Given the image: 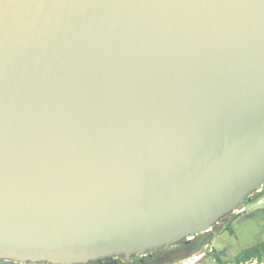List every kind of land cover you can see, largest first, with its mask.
<instances>
[{
  "label": "water",
  "instance_id": "95a60500",
  "mask_svg": "<svg viewBox=\"0 0 264 264\" xmlns=\"http://www.w3.org/2000/svg\"><path fill=\"white\" fill-rule=\"evenodd\" d=\"M263 182L264 0H0V260L143 254Z\"/></svg>",
  "mask_w": 264,
  "mask_h": 264
},
{
  "label": "rangeland",
  "instance_id": "374dc122",
  "mask_svg": "<svg viewBox=\"0 0 264 264\" xmlns=\"http://www.w3.org/2000/svg\"><path fill=\"white\" fill-rule=\"evenodd\" d=\"M260 202H257V201ZM245 211L229 213L223 216L211 230L202 237L207 243L193 250L171 249L164 263L161 264H216L209 253L214 251L220 260L229 263L234 256L246 248L264 240V192L254 195L243 205ZM229 226L233 233L228 230ZM230 264V263H229ZM246 264H259L249 262ZM264 264V262L262 263Z\"/></svg>",
  "mask_w": 264,
  "mask_h": 264
},
{
  "label": "flooded vegetation",
  "instance_id": "af4514ba",
  "mask_svg": "<svg viewBox=\"0 0 264 264\" xmlns=\"http://www.w3.org/2000/svg\"><path fill=\"white\" fill-rule=\"evenodd\" d=\"M264 192V182L262 184V188L258 192H253L250 195V198H253L254 195H257L259 193ZM259 201V200H258ZM190 244H192L189 239H182L181 241L171 244L168 246H162L160 248H156L153 250H148L145 251L143 254H132L128 258H126L123 255L120 256H111L107 258H102L98 260H90L86 263H81V264H161L164 263L166 260L167 256L169 255V252L171 249H178V250H185L187 249ZM215 252L212 251V253H209V256H213ZM215 262V259H214ZM0 264H49V263H30V262H14L10 260H0ZM228 264V263H225Z\"/></svg>",
  "mask_w": 264,
  "mask_h": 264
},
{
  "label": "trees",
  "instance_id": "16d2710c",
  "mask_svg": "<svg viewBox=\"0 0 264 264\" xmlns=\"http://www.w3.org/2000/svg\"><path fill=\"white\" fill-rule=\"evenodd\" d=\"M240 213H242V212H240ZM226 230H228L230 233H233L232 229L229 226L225 227L223 231H226ZM208 232L209 231L204 232V234H207ZM189 241L192 244H190V246L187 248V250H193L195 247L201 248V246H203L207 243L206 242L207 239H204L202 237V233L194 236ZM213 256H214L216 264H225L223 261L220 260V257L216 253H214ZM252 261L259 263V264H262L264 262V240L246 248L243 251H241L239 254L234 256L228 262L230 264H246V263H249Z\"/></svg>",
  "mask_w": 264,
  "mask_h": 264
},
{
  "label": "built area",
  "instance_id": "2783aa9c",
  "mask_svg": "<svg viewBox=\"0 0 264 264\" xmlns=\"http://www.w3.org/2000/svg\"><path fill=\"white\" fill-rule=\"evenodd\" d=\"M257 202H260V201H257ZM245 210V208H244V206H243V208H242V210L241 211H238V212H243ZM193 237H191V238H188L189 240L190 239H192Z\"/></svg>",
  "mask_w": 264,
  "mask_h": 264
}]
</instances>
